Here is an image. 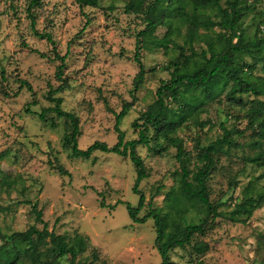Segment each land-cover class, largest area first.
<instances>
[{
    "label": "rangeland",
    "instance_id": "rangeland-1",
    "mask_svg": "<svg viewBox=\"0 0 264 264\" xmlns=\"http://www.w3.org/2000/svg\"><path fill=\"white\" fill-rule=\"evenodd\" d=\"M247 1L252 10L243 18L242 28L250 40L258 26L264 25V0ZM28 2L0 0V264H44L52 259L69 263L68 255L54 257L46 253L48 247L29 251L26 243L15 246L9 239L13 232L31 225L42 228L31 203L42 211L49 230L67 236L78 232L88 238L86 251L77 255L80 261H90L96 251L98 260L93 264H159L153 219L133 222L125 203L119 202L135 206L138 201L132 192L136 172L130 159L100 151L88 159L74 157L62 144L71 130L69 121L53 112L46 113L44 120L38 115L53 105L47 93L60 84L54 50L65 55L67 85L53 96L61 97V108L78 119V147L85 149L96 140L114 144V112L130 101L119 129L124 140L137 139L139 128L132 123L154 101L161 81L169 79L171 62L178 54L176 46L184 43L185 17L177 15L174 7L180 1L163 2L154 11L164 21L171 20L173 42L166 48L157 46L154 39L165 34V24H158L148 37L138 36L145 28L146 7L152 0H99L94 7H80L74 0H41L31 9L34 28ZM140 2L141 10H127L129 3ZM206 14L212 16L214 11ZM218 31V27L207 30L217 44L214 35ZM198 32L203 33V28ZM44 33L50 34L52 42L37 35ZM137 40L145 74L132 96L138 72L134 60ZM205 47L200 40L193 42L197 52ZM245 60L253 61L249 56ZM202 65V57L194 56L178 74L194 73ZM252 73L262 75L260 62L254 63ZM224 75L225 70L219 68L207 91L182 82L178 102L172 104H189L195 110L173 133L192 166L197 150L220 138L223 128L231 131L237 143L216 154L208 180L209 199L218 217L212 220L204 205L179 196L177 190L170 194L178 185L180 170L174 146L151 129L148 144L136 146L147 172L138 187L145 197L138 216L153 207L169 211L179 226L203 222L207 227L189 245L170 251L175 264H264V115L253 123L247 117L251 106L264 107V95L230 96L223 87ZM21 79L30 83L32 91L21 86ZM57 165L68 175L60 174L54 168ZM250 197L261 198L255 210L249 205L241 214L232 213ZM100 201L107 206L101 207ZM200 241L208 249L196 254L192 245Z\"/></svg>",
    "mask_w": 264,
    "mask_h": 264
},
{
    "label": "trees",
    "instance_id": "trees-1",
    "mask_svg": "<svg viewBox=\"0 0 264 264\" xmlns=\"http://www.w3.org/2000/svg\"><path fill=\"white\" fill-rule=\"evenodd\" d=\"M80 7H94L99 0H74ZM173 0H152L146 7V25L138 36H150L158 24L167 25L168 29L161 38H154L155 44L159 47H167L173 42L171 35L174 34L169 22L164 21L163 16L154 14L159 4L163 2H172ZM180 3L174 5L177 15L182 14L185 17L187 29L182 45H177L178 54L176 59L171 62L172 71L169 79L161 81L155 91V99L150 103L144 111L133 121L132 126L139 128L137 139L124 140V132L119 129L120 119L125 115L126 110L132 105L133 101L125 102L118 113L114 112L115 124L114 129L117 132V141L108 145L103 141L96 140L88 145L85 149L79 148L77 139L80 135V127L77 117L70 112L61 108L62 98L53 96L55 92L61 90L67 85L63 70L65 67V55H60L53 50L54 59L59 63L56 67L55 76L60 81L57 88L48 91L47 99L53 103L51 107L43 109L39 113L41 120L45 119V114L53 112L57 117H63L69 121L71 130L63 137V146L70 149L71 155L88 159L95 151L114 153L123 157H128L135 166L136 177L132 185V192L138 196L135 206L123 201L129 218L133 222L144 223L151 218L155 226L154 247L160 255L159 264H175L170 258L169 253L175 247H184L191 243L195 234H204L207 230L203 222L184 223L183 228L179 226L175 218L169 211L163 212L161 209L149 207L142 215L138 216L139 211L145 206V197L138 188L140 181L147 176L146 167L142 158L136 152L138 144H148L149 136L147 131L151 129L158 137L166 141L168 144L176 148L175 157L179 163L178 185L170 191L174 193L176 190L179 196L204 205L207 212L211 214L214 220L219 216L217 207L209 199L208 180L215 168L217 158L216 154L221 152L224 147H233L237 145L231 136V131L225 128L223 135L210 144L202 146L197 150L195 163L192 166L191 159L187 155L181 141L176 135H173L177 127L183 124L189 116L194 113V107L189 104H176L179 99L178 89L182 82H187L195 89L208 90L209 84L214 80L215 74L219 68L225 70V83L223 87H227V94L234 96L235 94L250 93L254 96L264 95V25H259L255 36L247 40L242 28L243 18L252 10L247 0H179ZM41 0H29L27 5L28 17L30 18L31 27L34 28L35 18L31 13L34 6L39 5ZM143 2V1H142ZM142 2L133 6L131 3L127 5L128 11H138L142 8ZM207 10L214 11L211 16L206 14ZM218 27L219 31L215 38L207 33V30H213ZM199 28H203L204 32L199 34ZM41 38H46L52 42L49 33L37 34ZM138 38V37H137ZM200 40L205 43L206 47L199 52L193 48V42ZM136 41L134 60L138 64V72L133 81L132 96L142 85L144 81L145 69L140 59L139 44ZM200 55L203 59V65L194 73L178 74L181 67L187 68L189 59ZM245 56H249L253 61L248 62ZM260 62L262 66V75H253L254 63ZM21 86L32 91L30 83L21 79ZM264 115V107L251 106L247 112L249 122L253 123L262 118ZM60 174L68 175V171L57 165L54 167ZM177 198V197H176ZM261 203V198H248L236 205L232 211L233 214H241L247 206H251L255 210ZM100 206H107L100 201ZM112 206V205H111ZM31 210L35 214V219L42 224V228L38 229L35 225L29 226L23 231H16L9 235V239L15 244H27L29 251H35L38 247H48L46 253L54 257L68 255V264H93L98 260L96 251L92 253V259L88 262L80 261L77 255L86 251L88 247V238L81 233L74 232L71 236L57 234L53 229L49 230L46 221L42 219V211L37 209L35 203H31ZM176 226L171 228V226ZM192 249L196 254H202L208 249L206 242L200 241L193 243ZM5 263V262H4ZM44 264H61L55 259L46 260Z\"/></svg>",
    "mask_w": 264,
    "mask_h": 264
}]
</instances>
